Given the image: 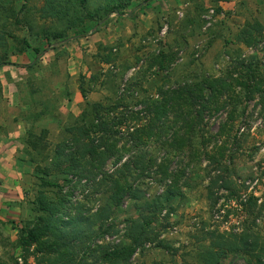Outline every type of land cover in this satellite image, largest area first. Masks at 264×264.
Returning a JSON list of instances; mask_svg holds the SVG:
<instances>
[{"label": "rangeland", "instance_id": "1", "mask_svg": "<svg viewBox=\"0 0 264 264\" xmlns=\"http://www.w3.org/2000/svg\"><path fill=\"white\" fill-rule=\"evenodd\" d=\"M11 2L19 23L9 20L8 29L17 39L27 38L31 47L44 52L36 60L30 48H22L9 39V60L33 66L0 68V136L13 130L18 122L25 126L24 134L14 140L20 147L13 159L22 176L17 179L19 188L11 193H16L18 200L7 204L17 214L5 218L8 224L0 225V264H38L33 248L23 252L17 246V230L31 227L39 215L36 198L43 190L39 181L43 174L37 167L49 166L54 146L67 137L65 128L73 125L84 109V101L77 107L72 105V92L79 91L82 85L89 91L87 101L112 104L125 90L124 101L133 106V96L140 99L154 94L162 83L174 86L204 76L225 75L235 59H256L264 64V43L246 47L236 41V35L247 23H264V0H154L141 7L134 4L122 15L110 14L98 26L93 27L91 22L92 30L86 36L51 46H47L43 31L58 30L61 24L40 19L43 0ZM102 2L90 0L88 10ZM67 35L73 36V32ZM159 53L171 60L165 62L163 70L152 64ZM107 56L111 59L109 64L103 62L109 59ZM261 72L264 74L263 68ZM258 98L238 103L234 122L226 127V138H211L219 123L226 120V112L212 113L201 126L204 140L212 141L210 147L217 141L224 144L228 167L222 175L228 178L230 190L215 188L212 208L208 199L211 168L203 156H193L191 151L168 156L169 170L177 175L176 179H161L151 170L150 176L140 181L138 187L144 201L159 198L162 208L151 225V242L137 250L130 264H199L198 251L207 233H241L247 220L248 200L252 197L258 205L264 204V102ZM71 105L76 116L70 111ZM27 138L36 140L38 150L30 148ZM148 151L158 159L164 157L158 145L150 144ZM113 170V162H109L106 171ZM46 178L59 182L62 193L71 195L72 203L90 199L93 211L108 203L107 197L91 200L90 188L83 184L70 186L64 180L66 176L54 173ZM4 181L0 177V191L2 186H8ZM174 181L181 196L168 195ZM45 191L53 199L58 188ZM143 205L126 199L116 207L109 223L117 232L98 238L94 245L113 247L126 243L125 225L142 213ZM256 225L264 240V211ZM222 264L243 263L229 257Z\"/></svg>", "mask_w": 264, "mask_h": 264}, {"label": "trees", "instance_id": "2", "mask_svg": "<svg viewBox=\"0 0 264 264\" xmlns=\"http://www.w3.org/2000/svg\"><path fill=\"white\" fill-rule=\"evenodd\" d=\"M89 1L43 0L40 19L61 24L58 30L43 31L47 46L86 36L92 30L89 28L91 22L93 27L98 26L110 14L122 15L124 9L134 4L141 7L154 0H102L94 10H88ZM9 20L19 23L18 12L11 0H0V68H30L33 64L19 65L9 60L8 40L12 39L22 48H30L36 60L44 51L31 47L27 38L17 39L8 29ZM69 32H73V36L69 37ZM236 41L246 47L264 43V23H247L236 35ZM107 57L109 59L103 61L105 64L111 60L110 56ZM167 58L159 53L152 64L163 70L169 60ZM261 68L264 71V64L256 62V59H235L225 75L204 76L174 86L162 83L154 94H146L140 99L133 96V106L124 101L125 90L112 104L91 103L86 100L89 91L80 85L84 109L74 124L65 128L67 137L54 146L49 166L37 167V171L43 174L39 179L43 190L36 198L39 215L31 227L17 230L19 249L28 252L33 248L38 264H130L137 250L151 242V225L155 214L162 208L159 198L144 201L138 185L150 176L151 170H155L161 179L171 176L176 179L177 175L169 170L168 156L171 153L191 151V155L203 156L208 162L209 173H212L208 199L212 208L213 190L218 186L230 190L228 178L222 175L228 172V167L225 165L224 144L219 145L215 141L210 147L212 141L204 140L201 126L212 113L226 112V120L219 123L217 132L211 135L212 140L226 138L229 134L226 127L233 124L238 103L250 102L255 97L264 102ZM1 93L0 83V99ZM27 144L32 150H38L36 140L27 138ZM150 144L158 145L164 157L158 159L153 156L148 151ZM109 162H113L114 170L111 172L106 171ZM54 173L66 176L64 180L70 186L83 184L90 188L91 200L107 197L108 203L95 211L89 207L90 199L72 203L71 195L62 193L59 182L46 178ZM173 184L168 195L181 196L177 183L174 181ZM46 188H58L57 195L50 199ZM126 199L144 204L142 213L125 225L126 243L113 247L94 245L98 238L117 232L109 220L113 210ZM263 211L264 204L258 205L251 197L245 207L247 220L241 233H207L198 251L199 264H222L229 257H236L243 264H264V240L256 231V220ZM8 223L0 220L2 225Z\"/></svg>", "mask_w": 264, "mask_h": 264}, {"label": "crops", "instance_id": "3", "mask_svg": "<svg viewBox=\"0 0 264 264\" xmlns=\"http://www.w3.org/2000/svg\"><path fill=\"white\" fill-rule=\"evenodd\" d=\"M72 95V105L77 107V104H81L83 102V98L78 90H74L72 92ZM72 105L70 111L74 116H76V112L74 111L75 109L73 108L74 106ZM15 125L16 126L13 130H10L6 134H1L0 136V177L4 178V183L7 182L8 185H4L5 187L2 186V190L0 191V220L2 222H7L5 218H12V214H17L11 209H8L7 204L9 205L10 203L12 205L15 200H18V196L16 195V193L14 195L11 194L13 192L12 189L19 188V181H17V179L22 176L19 172V168H17L16 166L15 160L13 159L15 151H17V148L20 147L18 141L14 140L19 139L20 136L24 134L25 126L22 121L16 123Z\"/></svg>", "mask_w": 264, "mask_h": 264}]
</instances>
